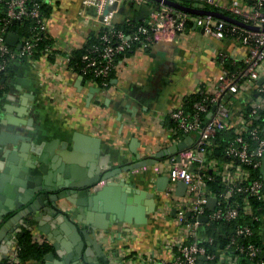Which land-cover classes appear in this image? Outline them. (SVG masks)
Segmentation results:
<instances>
[{
	"label": "crops",
	"instance_id": "obj_1",
	"mask_svg": "<svg viewBox=\"0 0 264 264\" xmlns=\"http://www.w3.org/2000/svg\"><path fill=\"white\" fill-rule=\"evenodd\" d=\"M43 4L45 38L52 53L45 55V49L44 54L32 59L10 62L5 75L6 91L0 95V160H10V154H4L15 143L42 145L57 139L56 149L70 154L69 161L63 159L55 171L54 181H68L73 174L87 179L99 166L100 158L105 157L112 168H124L116 177L125 180L131 199L130 203L119 200L123 203L122 217L114 213L107 228L96 229L105 261L90 242L94 235L86 208L79 212L77 205L67 199L58 200L66 214L77 210L72 221L80 239L71 238L72 230L65 233L56 227L60 250L70 261L66 262L48 241L53 250L44 256L43 264H77L75 257L81 258L82 264H170L173 252L164 241L179 230L176 211H168L165 205L171 197H181L176 193L178 182L170 197L167 190L172 178L163 167V159L136 165L171 146L176 127L170 112L186 104L190 94L215 87L222 67L219 56H243L247 47L234 37L217 39L206 35L201 25L193 24L184 34L160 40L149 49L133 48L121 54L110 85L101 88L86 80L69 60L100 33L102 24L96 10L84 9L82 0H44ZM154 7L148 0H126L117 6L114 21L122 24L127 18L143 20ZM11 31L21 37L18 31ZM75 133H82L84 138H78V142ZM90 138L98 140L97 144ZM185 141L191 144L190 137ZM16 153L19 160L21 154L28 159L34 156L29 149ZM74 165L79 168L72 169ZM127 206L136 208L128 217ZM46 207L36 214H50L55 219L56 215L45 211ZM30 217L24 216V220ZM22 222L14 221L6 236L11 238ZM33 227L43 232L37 222ZM261 234L264 245V230ZM86 256L89 261H84ZM217 264L228 263L219 260Z\"/></svg>",
	"mask_w": 264,
	"mask_h": 264
},
{
	"label": "built area",
	"instance_id": "obj_2",
	"mask_svg": "<svg viewBox=\"0 0 264 264\" xmlns=\"http://www.w3.org/2000/svg\"><path fill=\"white\" fill-rule=\"evenodd\" d=\"M43 1L0 0L5 11L0 18V78L10 58L32 59L39 43L46 40ZM124 1L82 0L84 9L96 10L102 28L97 36L99 41L81 56V70L99 79L89 81L101 88L110 85L118 58L124 51L133 48L146 50L160 40L182 35L189 23L201 25L206 35L217 39L238 36V40L247 47L243 56L221 54L219 61L222 67L215 87L201 91L200 99L193 102L190 110L182 104L170 112L176 127L172 144H178L186 137H190L191 144L162 160L163 167L172 178L167 195L173 196L177 182L186 184L183 197H171L165 205L168 211H176L179 231L170 240H165L164 245L173 252L170 264H201L210 260L237 264L236 260L233 261L236 256L230 253L232 249L245 254L253 264H264L262 246L239 241L241 237L253 234L250 224L237 226L225 247L209 252L205 243L212 244L214 239L201 232L204 221L200 220L203 215L207 217L205 222L235 221L240 216H246L250 221L261 222V230H264V213L258 211L260 207L254 206V201L264 203V81L260 82L264 77V0H228L227 3L220 0H188L195 8L214 7L221 12L227 11L262 30L247 29L212 15H192L160 3L143 20L127 18L125 22L131 24L129 32L117 28L114 21L116 8ZM23 19L33 20L31 32L20 37V48L12 49L7 42L6 24ZM49 53L52 49L47 45L45 55ZM227 60L235 66L234 69L226 67ZM227 130L233 131V138L229 140L225 158L222 159L216 153L215 141L218 134ZM215 175L224 183V190L220 193L208 187V182ZM235 195L244 198L240 202L233 200L231 204L226 203ZM209 197H216L217 202L214 209L207 212ZM33 226L29 227L33 239L40 244L48 242L47 236ZM17 232L14 231L9 250L3 257L5 264L21 262Z\"/></svg>",
	"mask_w": 264,
	"mask_h": 264
},
{
	"label": "water",
	"instance_id": "obj_3",
	"mask_svg": "<svg viewBox=\"0 0 264 264\" xmlns=\"http://www.w3.org/2000/svg\"><path fill=\"white\" fill-rule=\"evenodd\" d=\"M154 1L189 13L212 15L247 29L262 30L260 27L245 23L236 17L214 9L190 7L175 0ZM19 38L20 36L18 33L9 31L7 42L12 46L20 48L21 45L18 42ZM262 81H264V77L260 80V82ZM78 138H84L82 137V133H75V139L79 142ZM90 140L95 144L98 142V140L93 138H90ZM15 144L16 145H14L10 151H6L4 154V157L10 154V160H0V264L3 263V257H5L9 250L8 245L11 244L10 239L6 242L4 235L9 231L8 227L17 220H23L21 223L22 227H26L27 224L31 226L37 222L39 229L47 234L49 242L57 249L59 255L64 257L66 262L70 261L68 256L63 255L64 252L60 250L61 244L58 242V229H56V227H58L59 230H63L65 233L72 230V237H70L72 239H80L78 228L72 221V219H74L73 214L78 212L75 209L71 214H66L58 204V200L63 198L67 199L66 201H70V204L77 205L79 212L84 211V208H86L87 221L94 235V237L90 239V242L98 251V256L105 261L102 253V244L99 243L97 239L96 229L107 228L109 221L115 218L114 213L122 217L123 203H120L119 200L128 203L131 202V199L128 198L129 195L126 187L124 186L126 185L125 180L116 177L124 168H112L109 164V158L101 157L99 166L95 168L94 174L90 173L91 176L87 179L83 178L82 175L73 174L70 180L65 182L58 181L57 183L54 181V177L56 176L55 171L58 170V166L63 162V159L64 161H69V151L56 149L58 147L57 139L43 144L41 143L42 145H34V143ZM186 147L187 143L185 140L178 144H173L172 146L156 152L152 155V158L141 160L136 166H146L149 163L159 162L163 157H169ZM28 149L34 153L31 159H28L25 154H21V160L16 158V152L27 151ZM78 168L79 167L75 165L72 166L74 170ZM113 177L114 180H112ZM47 191L56 193L49 194ZM185 191L186 184L179 181L177 183L176 193L182 196L185 194ZM141 195L149 196V194L147 195L146 193H141ZM112 198H115L114 201ZM48 199L50 202H48ZM136 200H138V198H136ZM216 202V197H209L207 208L213 210ZM45 205H47L45 211L55 214V219L51 218L50 214L46 215L42 213L41 216L36 214L41 211ZM135 209L136 208L127 206L126 217L135 212ZM29 215H31V217L24 220V216L27 217ZM49 219L51 222L48 224L46 220ZM200 220L206 221L207 217L204 215L200 216ZM22 227H19L16 231H21ZM78 248L80 249V247ZM75 258L77 259V264H82L81 258ZM83 259L84 261H89L87 256Z\"/></svg>",
	"mask_w": 264,
	"mask_h": 264
},
{
	"label": "trees",
	"instance_id": "obj_4",
	"mask_svg": "<svg viewBox=\"0 0 264 264\" xmlns=\"http://www.w3.org/2000/svg\"><path fill=\"white\" fill-rule=\"evenodd\" d=\"M148 1L154 3L155 7L160 6L159 2H156L154 0H148ZM175 1H177V0H175ZM180 3L185 4L187 6H190V7H193V4L188 0H186L184 2L182 1ZM207 8H211V9L219 11V9L214 8V7H207ZM174 9H177V8H174ZM177 10H180V9H177ZM42 12H43V15L45 17V11H44V4L43 3H42ZM224 13L231 15L227 11H224ZM189 14L198 15V14H194V13H189ZM4 15H5L4 7L0 3V18L3 17ZM231 16H233V15H231ZM0 23H1V20H0ZM32 24H33V20H31V19H23V20H16V21L8 22L6 24L7 37H8V32L11 30L18 31L20 33L21 37L28 35L31 32ZM192 25H193V23H189L188 27H191ZM117 28H121V29H124L125 31L129 32L131 29V24H129L128 22H123L122 24H117ZM229 36H231V35H229ZM232 36H234V35H232ZM235 37L238 39V36H235ZM98 41H99L98 37L92 38L82 50L76 51L75 55L71 56L69 58L70 65L73 68H75L86 80H98L99 81V79L93 77L92 74H84L81 70V67H82L81 56L83 55V53L86 51V49L88 47L92 46L93 44H95ZM48 43L49 42L47 40L39 43L37 50L35 51V53L33 55V58L37 57L40 53L44 54V51H45ZM9 46L12 49L16 48L12 45H9ZM127 51H124L123 53H125ZM6 59L8 60L9 58L6 57ZM11 60H13V59L10 58L8 60L9 64H7V68L2 73V77L0 78V82L2 83V88L0 89V95H2L6 91V84H5L6 83L5 82L6 76L5 75L7 74L8 70H9V65H10ZM226 67L229 69L235 68V66L232 65L230 60L226 61ZM112 76H113V74H112ZM200 97L201 96L198 93L190 94L186 99L185 107L188 110H190V108L193 105V102L200 99ZM232 138H233V131H230V130H227L223 133L221 132L216 137V141H215V143L217 144L216 153L222 159L225 158V148H226L229 140H231ZM163 158H166V157H163ZM255 174L258 175L257 172ZM208 187L210 190H212L216 193H220L224 190V183L222 182V180L219 176L215 175L208 182ZM243 198H244V196H242V195H239V196L235 195L234 197H232L231 199L226 201V203L231 204L233 200L240 202L243 200ZM256 205L258 207H260V209L258 211L260 213L261 212L264 213V203L254 201V206L256 207ZM209 211H210V209L207 208V212H209ZM243 224H250L252 227V230H253V234L247 238L241 237L239 239L240 243L247 244L249 242H255L258 245L262 246V248H264L263 241H262L261 227H260L261 222L252 221V220L250 221L246 216H240L235 221H209V222L204 221L203 226L205 228H204L203 234H205L207 236H211L214 239L212 244L205 243L207 248H208V251L209 252H215L218 248L225 247L230 242L232 235L235 234L236 227L239 225H243ZM17 236H18L19 245L21 247V251L19 253L21 262L19 264H43L44 256L48 252L53 250V246L49 242L41 243V244L36 242L33 239L31 229L28 226L22 227L21 231L17 232ZM230 253L233 254V256H236L237 264H253L248 260V257L245 254L240 253L238 250L232 249V251H230ZM217 262H218L217 260H210L207 262L202 261L201 264H217ZM2 264H5V259H3Z\"/></svg>",
	"mask_w": 264,
	"mask_h": 264
},
{
	"label": "flooded vegetation",
	"instance_id": "obj_5",
	"mask_svg": "<svg viewBox=\"0 0 264 264\" xmlns=\"http://www.w3.org/2000/svg\"><path fill=\"white\" fill-rule=\"evenodd\" d=\"M15 230H16V229H15ZM15 230H14V231H15ZM7 233H9V231H7ZM7 233H6V234H7ZM6 234H5L4 236L7 237V240H6V242H7L9 239L11 240V238L8 237V236H6ZM8 246H10V245H8Z\"/></svg>",
	"mask_w": 264,
	"mask_h": 264
},
{
	"label": "rangeland",
	"instance_id": "obj_6",
	"mask_svg": "<svg viewBox=\"0 0 264 264\" xmlns=\"http://www.w3.org/2000/svg\"><path fill=\"white\" fill-rule=\"evenodd\" d=\"M164 163V161H162V164Z\"/></svg>",
	"mask_w": 264,
	"mask_h": 264
}]
</instances>
